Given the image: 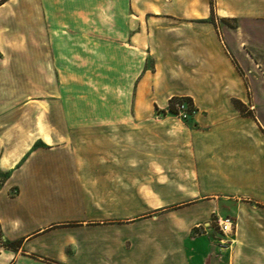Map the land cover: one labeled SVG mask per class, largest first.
Here are the masks:
<instances>
[{"label": "crops", "instance_id": "obj_1", "mask_svg": "<svg viewBox=\"0 0 264 264\" xmlns=\"http://www.w3.org/2000/svg\"><path fill=\"white\" fill-rule=\"evenodd\" d=\"M141 1L0 2V264H207L212 257L209 238L195 236L177 245L173 226L159 230V215L151 230H145L149 214L128 213L129 169L133 172L127 166L131 121L91 120L81 125L63 119L53 125L42 106V97L63 89L67 77L64 48L76 47L81 33L89 37L103 33L99 42L93 41L103 47L143 48L148 41L143 26L128 19L137 18ZM165 1L151 0L152 14L168 12L171 0ZM215 4L219 18L238 20V29L251 38L264 32V0H215ZM17 31L23 32L20 45L15 36L7 34ZM206 33L196 40L211 44V48L201 44L200 56L211 66L214 92L208 87L191 94L223 92L231 99L228 109L234 111L233 120L247 127L248 141L256 131L264 140L261 118L238 114L237 103L245 106L247 96L225 40L213 27ZM75 78L73 74L71 79ZM36 108L40 114L33 116ZM183 125L197 130L199 121L195 117ZM81 126L116 128L120 135L106 131L104 135H75ZM256 204L246 218L239 207V223L253 225L254 235H264L260 213L264 203ZM205 235L213 233L208 230Z\"/></svg>", "mask_w": 264, "mask_h": 264}, {"label": "rangeland", "instance_id": "obj_2", "mask_svg": "<svg viewBox=\"0 0 264 264\" xmlns=\"http://www.w3.org/2000/svg\"><path fill=\"white\" fill-rule=\"evenodd\" d=\"M140 5L137 18L128 19L143 26L148 39L143 48L95 45L101 32L95 38L81 33L76 47L64 48L63 89L57 94L49 89L54 95L42 97L48 123L131 121L128 213L149 214L145 230H151L159 215V230L173 226L177 245L195 236L209 238L207 245L213 252L207 264L214 260L217 264H264V235H254L253 225L240 224L238 213L240 207L246 218L252 215L253 205L264 203V140L256 131L248 141L247 127L233 120L234 111L228 109L231 99L223 92L191 94L208 87L214 92L211 66L200 56L201 46L211 48V44L196 40L213 27L225 40L246 91L245 106L237 103L238 114L259 117L264 126V32L251 38L238 29V20L219 18L215 0H171L168 12L158 15L152 14L151 0ZM16 16L17 20L22 17ZM7 34L15 36L16 45L23 43L22 31ZM72 59L74 63L69 62ZM184 94L188 95L180 96ZM174 96L191 99L188 109L195 113L187 123L197 117V130L187 129L168 112V101ZM36 109L33 116L40 114ZM119 130L81 126L74 134L88 137L106 131L119 136ZM260 207L264 216V206ZM219 220L231 222L226 235L218 227ZM208 230L213 235H205Z\"/></svg>", "mask_w": 264, "mask_h": 264}, {"label": "built area", "instance_id": "obj_3", "mask_svg": "<svg viewBox=\"0 0 264 264\" xmlns=\"http://www.w3.org/2000/svg\"><path fill=\"white\" fill-rule=\"evenodd\" d=\"M188 103L187 102H178L177 104H175V111H176V115L175 117H177L179 120H181L182 122L187 121L189 119V117L192 116V114H194V110H189L188 108ZM218 227L220 229V231L226 235L227 232L231 231V222L229 220H219L218 221ZM2 247V241H1V237H0V250Z\"/></svg>", "mask_w": 264, "mask_h": 264}, {"label": "trees", "instance_id": "obj_4", "mask_svg": "<svg viewBox=\"0 0 264 264\" xmlns=\"http://www.w3.org/2000/svg\"><path fill=\"white\" fill-rule=\"evenodd\" d=\"M187 102L188 105L190 107H192V102L190 98L184 97V98H178V97H173L168 101V112L172 115L175 116L176 115V111H175V104H177L178 102ZM236 104V102H235ZM184 123H187V121H184Z\"/></svg>", "mask_w": 264, "mask_h": 264}]
</instances>
